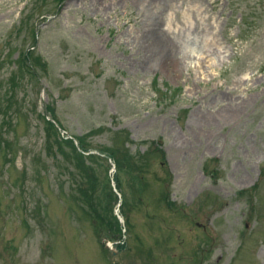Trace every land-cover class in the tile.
Instances as JSON below:
<instances>
[{
	"label": "rangeland",
	"instance_id": "obj_1",
	"mask_svg": "<svg viewBox=\"0 0 264 264\" xmlns=\"http://www.w3.org/2000/svg\"><path fill=\"white\" fill-rule=\"evenodd\" d=\"M0 264H264V0H0Z\"/></svg>",
	"mask_w": 264,
	"mask_h": 264
},
{
	"label": "bare ground",
	"instance_id": "obj_2",
	"mask_svg": "<svg viewBox=\"0 0 264 264\" xmlns=\"http://www.w3.org/2000/svg\"><path fill=\"white\" fill-rule=\"evenodd\" d=\"M157 14H154L152 12H148L144 19L139 22L141 26V30L149 31L150 33L148 36L143 35V32L138 29V37L144 38L143 41H145L147 44H149L151 50L149 51V54L142 58L144 62H141V66L143 68L147 69H158L162 67L163 61L165 59L170 58L173 55L174 46H172V37L171 34L173 33L171 30V25H166L167 28L159 27L158 24V18ZM162 23V22H161ZM165 23V22H164ZM163 26V23H162ZM193 24H190V30L192 31ZM191 31H189V35H191ZM172 32V33H171ZM174 34V33H173ZM172 34V35H173ZM209 37L206 38V44L208 43ZM208 46L206 45V48ZM209 50V49H208ZM208 121V119L206 120ZM207 123V122H206ZM112 247V246H111Z\"/></svg>",
	"mask_w": 264,
	"mask_h": 264
},
{
	"label": "trees",
	"instance_id": "obj_3",
	"mask_svg": "<svg viewBox=\"0 0 264 264\" xmlns=\"http://www.w3.org/2000/svg\"><path fill=\"white\" fill-rule=\"evenodd\" d=\"M80 144V147L83 149V151H85V152H89L88 150H87V148L84 146V145H82L81 144V142L79 143ZM115 157V155L114 154H111V157Z\"/></svg>",
	"mask_w": 264,
	"mask_h": 264
},
{
	"label": "water",
	"instance_id": "obj_4",
	"mask_svg": "<svg viewBox=\"0 0 264 264\" xmlns=\"http://www.w3.org/2000/svg\"><path fill=\"white\" fill-rule=\"evenodd\" d=\"M105 246H106V244H105Z\"/></svg>",
	"mask_w": 264,
	"mask_h": 264
}]
</instances>
